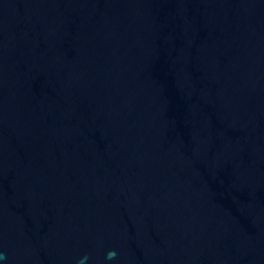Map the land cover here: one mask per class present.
Segmentation results:
<instances>
[{
    "label": "water",
    "instance_id": "1",
    "mask_svg": "<svg viewBox=\"0 0 264 264\" xmlns=\"http://www.w3.org/2000/svg\"><path fill=\"white\" fill-rule=\"evenodd\" d=\"M0 253L264 264V0H0Z\"/></svg>",
    "mask_w": 264,
    "mask_h": 264
},
{
    "label": "clouds",
    "instance_id": "2",
    "mask_svg": "<svg viewBox=\"0 0 264 264\" xmlns=\"http://www.w3.org/2000/svg\"><path fill=\"white\" fill-rule=\"evenodd\" d=\"M115 255L114 252H109L108 258H112ZM5 255L3 253H0V264H2V261L5 259ZM87 260V257H83L80 261V264H84V262Z\"/></svg>",
    "mask_w": 264,
    "mask_h": 264
}]
</instances>
